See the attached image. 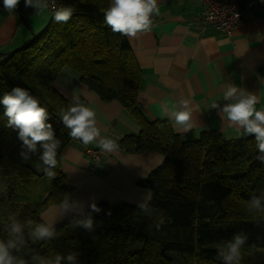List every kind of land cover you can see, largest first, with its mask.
Wrapping results in <instances>:
<instances>
[{
    "label": "trees",
    "instance_id": "1",
    "mask_svg": "<svg viewBox=\"0 0 264 264\" xmlns=\"http://www.w3.org/2000/svg\"><path fill=\"white\" fill-rule=\"evenodd\" d=\"M54 1L58 7H73L72 18L67 23L50 18L29 44L0 52V98L12 87H24L48 109V122L61 141L57 176L49 181L28 163L38 159L39 147L37 156L21 159L22 142L16 131L5 127L0 104V238L6 235L2 221L7 214L42 222L41 213L70 193L61 153L78 140L71 139L59 121L60 109L70 100L54 87L58 72L69 67L100 100L120 102L137 122L139 132L116 141L119 150H151L163 160L140 180L152 193L144 213L131 203L99 200L103 211L93 213L92 232L71 228L67 217L55 224L56 240L30 242V249L45 256L75 251L78 264H222L219 246L243 231L248 241L242 264H264V219L245 205L251 194L264 191V164L256 160L254 137L229 140L214 131L177 133L168 121L150 119L138 104L141 71L127 38L103 24L109 0ZM22 12L19 5L14 12L18 24ZM161 218L164 223L157 229Z\"/></svg>",
    "mask_w": 264,
    "mask_h": 264
},
{
    "label": "crops",
    "instance_id": "2",
    "mask_svg": "<svg viewBox=\"0 0 264 264\" xmlns=\"http://www.w3.org/2000/svg\"><path fill=\"white\" fill-rule=\"evenodd\" d=\"M159 8L160 15L153 17L149 33L127 38L141 71L139 107L152 120L168 121L161 115V106L187 99L192 108L191 131L196 136L214 131L225 139L241 138L211 105L223 104V91L234 85L258 97L257 109L264 107V2L254 0L229 34L192 23L203 8L197 0H159ZM24 23L18 24L17 15L0 6V52L30 40L31 34ZM54 87L68 100L78 95L87 101L86 106L96 113L102 136L117 141L127 133L139 132L137 122L120 102L100 100L72 68L64 67L58 72ZM96 146L75 141L62 150L61 169L71 197L84 202L95 197V202L107 200L137 205L148 190L140 180L162 162L163 156L151 150L103 151L101 161L94 168L85 150ZM57 211L58 204L50 205L40 219L51 222Z\"/></svg>",
    "mask_w": 264,
    "mask_h": 264
},
{
    "label": "clouds",
    "instance_id": "3",
    "mask_svg": "<svg viewBox=\"0 0 264 264\" xmlns=\"http://www.w3.org/2000/svg\"><path fill=\"white\" fill-rule=\"evenodd\" d=\"M264 2V0H261ZM20 0H2L3 10L14 13ZM24 7H31L34 13L51 12L55 23H67L72 18L74 8L62 6L50 7V0H24ZM160 15L159 0H110L107 9L103 12V24L113 33L135 39L141 34L152 30L153 17ZM223 104L214 102L211 107L217 115L226 119L228 126L234 128L241 137L253 136L257 150L256 160L264 164V107L257 109L258 97L244 88L234 85L227 86L223 91ZM4 107L3 116L6 118L5 127L17 132V138L22 142L20 157L23 161L37 156L41 162L39 167L49 181L57 176V152L61 141L56 138L52 123H49L50 114L46 107L41 106L38 98L33 96L24 87L15 86L4 93L0 98ZM161 115L168 119L171 127L177 132L187 133L193 128L192 108L190 101L181 99L171 105L161 106ZM59 121L67 129V135L78 140L84 146L96 144L102 151L117 152L119 144L107 136L101 135L97 125L96 113L86 106L80 96L73 95L67 108H61ZM151 189L146 190L143 200L137 204L141 213H144L151 200ZM78 201L65 194L58 204L56 217L51 221L37 222L31 218L21 221L17 215L9 213L4 217L3 229L6 233L0 238V264H78V253L69 251L66 255L54 253L41 255L30 249L29 243L43 242L48 244L59 236L55 223L69 219L71 228H83L87 232L94 230L93 213L99 214L101 209L95 202ZM264 191L259 195L251 194L245 201L249 213H256L264 219ZM87 209V210H86ZM110 215L109 213H106ZM256 221V216H253ZM164 223L161 218L156 228ZM248 241L247 233H235L231 239L219 246V256L222 264H242V248ZM252 247H255L252 245Z\"/></svg>",
    "mask_w": 264,
    "mask_h": 264
},
{
    "label": "built area",
    "instance_id": "4",
    "mask_svg": "<svg viewBox=\"0 0 264 264\" xmlns=\"http://www.w3.org/2000/svg\"><path fill=\"white\" fill-rule=\"evenodd\" d=\"M202 5V10L198 12L192 23L202 28L211 26L221 32L231 33L240 23L242 13L246 8L254 4V0H197ZM19 5L22 11H28L30 7H24V0H20ZM50 7L60 8L54 0H50ZM51 13V12H50ZM102 150L99 147H88L86 155L91 159L92 165L97 166L102 158Z\"/></svg>",
    "mask_w": 264,
    "mask_h": 264
},
{
    "label": "rangeland",
    "instance_id": "5",
    "mask_svg": "<svg viewBox=\"0 0 264 264\" xmlns=\"http://www.w3.org/2000/svg\"><path fill=\"white\" fill-rule=\"evenodd\" d=\"M31 8V7H30ZM22 16H23V19H22V24L24 25V21L26 22L27 27L25 25V27L27 28V30L30 32L31 34V38H32V32L35 33V35L39 34L44 28L45 26L47 25L48 21L50 20L51 18V13L49 11H45L41 14H36L34 13V9L33 10H28L27 12L23 10L22 12ZM30 38V39H31ZM17 47L13 48V49H10V50H7V51H12L14 49H16ZM62 156V155H61ZM32 168H34L36 171H42L39 167L40 165V161L39 159L35 160V161H30L28 162ZM96 174H99L98 172Z\"/></svg>",
    "mask_w": 264,
    "mask_h": 264
},
{
    "label": "water",
    "instance_id": "6",
    "mask_svg": "<svg viewBox=\"0 0 264 264\" xmlns=\"http://www.w3.org/2000/svg\"><path fill=\"white\" fill-rule=\"evenodd\" d=\"M18 8H19V5H18ZM33 38H34V33H32V38H31L30 42L32 41ZM30 42H28L27 44H29ZM27 44L23 45L22 47L26 46ZM15 50H17V48L14 49V50H12V51H15ZM12 51H11V52H12Z\"/></svg>",
    "mask_w": 264,
    "mask_h": 264
}]
</instances>
